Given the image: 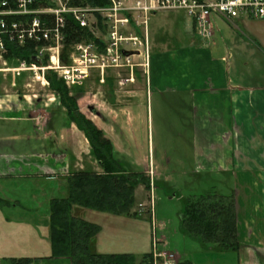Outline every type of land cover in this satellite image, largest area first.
I'll list each match as a JSON object with an SVG mask.
<instances>
[{
    "label": "rangeland",
    "instance_id": "obj_1",
    "mask_svg": "<svg viewBox=\"0 0 264 264\" xmlns=\"http://www.w3.org/2000/svg\"><path fill=\"white\" fill-rule=\"evenodd\" d=\"M161 13L163 12L155 14ZM173 15L182 22L189 21L185 14L176 12ZM163 31L167 35L175 33L169 27H163ZM258 32L262 38H250L256 40V46H261V42L264 43V31ZM167 35L161 37L162 48L185 44L182 41L185 37L176 39ZM221 35L240 39L243 34L234 28L221 27L220 32L213 34L209 41L210 44L212 41L216 42L212 48V57L217 59L221 55L225 56L229 66L237 65V68L250 73V79L246 78L244 84L252 88H264V53L260 52L264 45L262 50L248 46L243 51L230 53L229 56ZM162 48L160 53H167V49ZM154 52L156 51H151V54ZM18 66L17 62L13 67ZM159 68L155 85L158 89L154 85L151 88L148 84V91L152 95L148 101L145 85L147 79L145 81V77L140 75L135 85L119 86V76L124 77L125 72L108 71L103 83L99 82L98 74L93 72L79 87L85 92L76 102L80 112L88 119L91 117L90 120L96 127L100 128L105 124L108 126L103 133L113 143L118 157H122L136 171H141L148 177L150 190H144L141 185L135 188L134 204L131 208L135 217L112 215L80 207H73L72 213L98 225L99 230L91 238L89 246L90 250L97 253H130L140 261L146 254L165 251L172 253L176 261L182 264H233L231 252H219L216 246L203 243L198 237L189 234L181 222L186 203L192 198L207 194L226 196L228 187L226 177L215 174L213 178L212 171L208 173L200 170L195 152L201 139L192 138V132L185 127L189 124L185 119L187 102L181 100L186 99L185 95L169 93L164 89L167 81L174 80L170 79L171 74L169 80L165 79V71L171 68L179 72V57L171 65L166 59ZM139 72L142 73L140 70ZM22 73L12 81L10 72H0V95H5V89L14 82L11 91L25 96L21 101L32 104L31 112L34 110L35 114L45 116V110L50 112L56 107V97L54 99L49 87H42L40 80L35 79L30 72ZM231 76L234 73L231 72ZM149 77L150 75L148 80ZM133 87H139L136 106L135 99L131 97L134 95ZM32 95L36 96L33 98ZM129 113L134 117L132 126L135 142L129 133L120 132ZM52 116L53 119L49 121L51 125L57 118L55 113ZM58 118L62 119L60 115ZM15 128L17 127L11 126V129ZM19 129L27 136L23 142H19L22 149L35 148L39 151L43 148L48 153L56 154L66 151V143H62L57 136L42 142V133L32 123ZM73 131L78 137L75 141L76 157L72 161L73 164L76 163V169L99 172L96 160L89 154V143L79 130L74 128ZM68 140L72 144L73 139L68 136ZM5 146L9 148L10 144ZM16 147L19 149L18 144ZM0 185V264H10L9 258L18 259L21 256L35 258L32 259L33 264H37L36 258L50 255L49 200L61 199L67 195L66 181L61 177L53 180L43 177L28 181L11 179L1 182ZM12 201H18L19 206L16 209L10 207ZM157 264L162 263L158 261Z\"/></svg>",
    "mask_w": 264,
    "mask_h": 264
},
{
    "label": "crops",
    "instance_id": "obj_2",
    "mask_svg": "<svg viewBox=\"0 0 264 264\" xmlns=\"http://www.w3.org/2000/svg\"><path fill=\"white\" fill-rule=\"evenodd\" d=\"M162 12L160 16L151 15L150 23L148 21L147 25L150 53L149 80L148 76L136 70L135 81L129 85H135L139 75L145 77L148 101L152 95L147 86L149 84L152 88L156 85L160 65L166 59L171 65L179 57V72L171 68L165 71V79L169 80L171 74L170 79L174 80L167 81L164 89L169 93L185 95L186 99L183 96L184 99H181L187 102L185 119L189 124L185 127L192 132V138L201 139L195 152L201 166L200 170L208 173L212 171L213 178L215 174L226 177L228 195L233 197L235 204L236 238L239 247L235 250L219 252H231L233 264H264V88H252L244 84L246 78L250 79V73L237 68V65L229 66L225 56L221 55L214 59L212 48L216 42L212 41L211 44L209 41L203 42L193 31L190 20L182 22L179 17L173 15L176 12L185 14L184 12ZM212 22L213 34L219 33L221 27L234 28L243 34L240 39L221 35L227 55L231 56L230 53L236 50L243 51L248 46H254L258 50L263 49L262 39L259 40L261 46L259 44L256 46V40L250 37L262 38L258 31H264V19L252 20L240 17L226 20L214 16ZM163 27H169L175 33L167 35ZM165 35L176 39L185 37L182 40L185 44L172 48L165 46L167 53H160L161 37ZM151 51L156 52L151 54ZM260 52L264 53V49ZM249 55L252 56L250 53ZM231 72L234 76H231ZM11 80L16 79L11 76ZM14 84L12 82L9 88L6 87L5 95H0V183L11 179L28 181L43 177L51 180L61 177L66 181L72 172L79 171L76 169V163L72 162L76 150L75 141L78 138L73 131L75 125L72 123L62 125L61 120L54 121L53 125L49 124L56 107L50 112L45 110V116L35 114L34 110L31 112L32 104L21 101L24 97L11 91V86L13 87ZM133 88L134 95L131 97L135 99L136 106L139 87ZM127 116L128 120L124 121L120 132L129 133L135 142L132 126L134 117L131 113ZM31 123L42 133V142L44 139L57 136L62 143H66V151L56 154L48 153L43 148L39 151L35 148H28L30 150L20 148L19 144L27 136L25 132L21 133L19 128ZM13 125L17 127L15 130L11 129ZM105 125L100 126L99 129L107 131L105 127L108 126ZM68 136L73 139L72 144ZM28 139L30 140L29 137ZM8 143L10 147L6 148L5 145ZM17 144L19 149L16 147ZM112 146L117 153L113 143ZM89 154L91 156L90 150ZM95 164L98 166L97 161ZM133 164L138 163L133 162ZM97 169L100 170L99 166ZM53 199L49 200V205ZM17 206H19L18 201H12L10 204L13 209ZM49 250V256L36 258L37 264H70L68 258L51 257L50 242ZM21 258L35 259L30 256H21Z\"/></svg>",
    "mask_w": 264,
    "mask_h": 264
},
{
    "label": "built area",
    "instance_id": "obj_3",
    "mask_svg": "<svg viewBox=\"0 0 264 264\" xmlns=\"http://www.w3.org/2000/svg\"><path fill=\"white\" fill-rule=\"evenodd\" d=\"M74 1L0 0V72H10L13 78L30 72L42 87H49L46 73L51 71L71 89L82 86L93 72L103 83L108 71H118L126 73L119 76L118 85L126 86L135 81L136 70L148 76L147 25L155 13L184 12L195 34L205 42L213 35L214 16L264 19V0H106V5L97 6L76 5ZM67 18L85 35L72 44L68 61L63 62ZM9 44L33 46L32 57L40 59L41 65L18 60V67L9 66L5 58ZM158 261L177 264L174 255L165 251L152 252L151 263Z\"/></svg>",
    "mask_w": 264,
    "mask_h": 264
},
{
    "label": "trees",
    "instance_id": "obj_4",
    "mask_svg": "<svg viewBox=\"0 0 264 264\" xmlns=\"http://www.w3.org/2000/svg\"><path fill=\"white\" fill-rule=\"evenodd\" d=\"M74 4L106 5V0H75ZM66 21L65 43L61 52L63 62L68 61L72 44L80 41L81 36L85 35V31H81L72 19L67 18ZM32 48L31 45L19 47L9 44L8 53L5 55L8 65L15 66L18 60L30 63ZM46 79L57 100L54 111L57 118L53 122H59L60 115L62 125L74 124L89 143L91 156L100 168L99 172H72L66 179L67 195L51 200V257L68 258L70 264H152L151 254L144 255L143 259L138 261L130 253H97L90 250V240L99 227L73 215V207L135 217V213L131 212L134 190L141 185L144 190L149 191V179L122 157H118L103 131L80 112L76 102L85 93L82 89L67 88L51 71L46 73ZM181 222L189 234L198 237L205 244L216 246L218 251L235 250L239 247L236 238L235 204L231 195L207 194L192 198L186 203ZM9 262L32 264L33 261L30 258H9Z\"/></svg>",
    "mask_w": 264,
    "mask_h": 264
},
{
    "label": "water",
    "instance_id": "obj_5",
    "mask_svg": "<svg viewBox=\"0 0 264 264\" xmlns=\"http://www.w3.org/2000/svg\"><path fill=\"white\" fill-rule=\"evenodd\" d=\"M125 54H131V53L130 52H125ZM31 61H33L34 63H36L38 65H41V61L37 57H32Z\"/></svg>",
    "mask_w": 264,
    "mask_h": 264
}]
</instances>
